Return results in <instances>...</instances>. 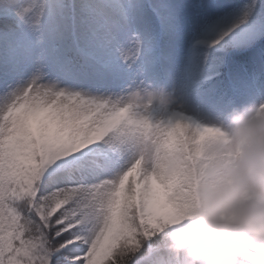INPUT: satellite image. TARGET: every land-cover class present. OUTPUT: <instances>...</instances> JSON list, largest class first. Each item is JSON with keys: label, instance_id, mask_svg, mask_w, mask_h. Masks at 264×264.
Listing matches in <instances>:
<instances>
[{"label": "snow or ice", "instance_id": "snow-or-ice-1", "mask_svg": "<svg viewBox=\"0 0 264 264\" xmlns=\"http://www.w3.org/2000/svg\"><path fill=\"white\" fill-rule=\"evenodd\" d=\"M207 51L264 72V0H0V264H163L142 240L172 193L139 170L128 94L199 92Z\"/></svg>", "mask_w": 264, "mask_h": 264}, {"label": "clouds", "instance_id": "clouds-1", "mask_svg": "<svg viewBox=\"0 0 264 264\" xmlns=\"http://www.w3.org/2000/svg\"><path fill=\"white\" fill-rule=\"evenodd\" d=\"M124 135L142 175L172 193L156 240L163 264H264V102L233 106L218 120L186 118L188 103L163 85L133 88ZM115 249L112 264L137 251Z\"/></svg>", "mask_w": 264, "mask_h": 264}, {"label": "rangeland", "instance_id": "rangeland-1", "mask_svg": "<svg viewBox=\"0 0 264 264\" xmlns=\"http://www.w3.org/2000/svg\"><path fill=\"white\" fill-rule=\"evenodd\" d=\"M205 57L206 64H215L220 57H223V60L225 61L222 51L212 54H209L207 51L205 53ZM223 64L224 62L220 65L219 69L223 67ZM246 65L248 67L247 69L242 67L243 63L234 67L235 75L239 78L245 88L241 96H237L233 93L229 85H227L223 79H218L217 81H213L211 83L210 88L206 92L201 90L203 94L199 91L185 97L187 103L189 105L199 104L208 114V120H218L223 118L233 106L256 102L254 93L257 89L254 86V80L258 77V74H256L252 61H247ZM212 73V69H209L206 72V74Z\"/></svg>", "mask_w": 264, "mask_h": 264}, {"label": "trees", "instance_id": "trees-1", "mask_svg": "<svg viewBox=\"0 0 264 264\" xmlns=\"http://www.w3.org/2000/svg\"><path fill=\"white\" fill-rule=\"evenodd\" d=\"M228 52H230V53H234V52H232V51H228Z\"/></svg>", "mask_w": 264, "mask_h": 264}]
</instances>
